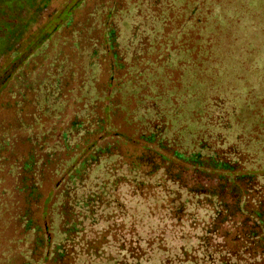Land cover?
Masks as SVG:
<instances>
[{
  "label": "trees",
  "instance_id": "1",
  "mask_svg": "<svg viewBox=\"0 0 264 264\" xmlns=\"http://www.w3.org/2000/svg\"><path fill=\"white\" fill-rule=\"evenodd\" d=\"M72 8L0 16V264H264V0Z\"/></svg>",
  "mask_w": 264,
  "mask_h": 264
},
{
  "label": "rangeland",
  "instance_id": "2",
  "mask_svg": "<svg viewBox=\"0 0 264 264\" xmlns=\"http://www.w3.org/2000/svg\"><path fill=\"white\" fill-rule=\"evenodd\" d=\"M88 1L89 0H51V9L54 10V14H52L48 19H43L39 26H33L30 32L29 41L21 44L20 51H29L30 54H33L39 51L46 44H49L53 41V37L57 35L60 30V26L63 25L69 18V14H65V11L71 7L74 8L77 5H84ZM20 4L21 0L0 1V16L7 21L8 26H11L13 16L16 15V10ZM78 10L70 9V12L75 14ZM7 19H9V22ZM4 43L5 39L0 38V47H2ZM201 86L203 88V85ZM254 105L255 104L250 105V103H248L247 108H254L256 106ZM2 224L3 223L0 222V242L4 232Z\"/></svg>",
  "mask_w": 264,
  "mask_h": 264
}]
</instances>
